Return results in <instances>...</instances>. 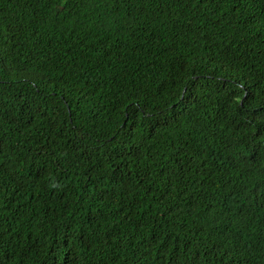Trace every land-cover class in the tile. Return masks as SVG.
<instances>
[{
    "label": "trees",
    "instance_id": "1",
    "mask_svg": "<svg viewBox=\"0 0 264 264\" xmlns=\"http://www.w3.org/2000/svg\"><path fill=\"white\" fill-rule=\"evenodd\" d=\"M0 264H264V0H0Z\"/></svg>",
    "mask_w": 264,
    "mask_h": 264
}]
</instances>
